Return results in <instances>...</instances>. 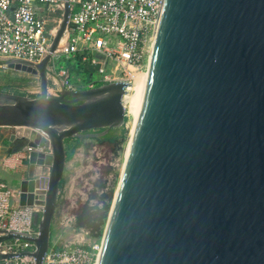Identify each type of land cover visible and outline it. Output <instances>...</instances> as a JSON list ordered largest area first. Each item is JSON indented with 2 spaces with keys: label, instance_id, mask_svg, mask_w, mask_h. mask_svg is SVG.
I'll return each instance as SVG.
<instances>
[{
  "label": "water",
  "instance_id": "95a60500",
  "mask_svg": "<svg viewBox=\"0 0 264 264\" xmlns=\"http://www.w3.org/2000/svg\"><path fill=\"white\" fill-rule=\"evenodd\" d=\"M69 16L64 0L40 64L7 62L38 78L39 95L0 91V128L14 129L30 166L48 168L17 190L19 206L41 207L37 235L0 236L33 243L16 256L35 264L50 247L64 142L126 117L121 82L50 93ZM146 74L97 264H264V0H163Z\"/></svg>",
  "mask_w": 264,
  "mask_h": 264
},
{
  "label": "built area",
  "instance_id": "2783aa9c",
  "mask_svg": "<svg viewBox=\"0 0 264 264\" xmlns=\"http://www.w3.org/2000/svg\"><path fill=\"white\" fill-rule=\"evenodd\" d=\"M162 2L68 0V26L47 67L49 91L57 94L62 89L84 90L70 82L69 69H56L55 60L64 55L67 60H76L80 70L89 74L87 89L124 83V105L137 76L147 73ZM63 9L64 0H0V67L6 68L9 61L40 64L50 54ZM89 68L96 69L97 81H92ZM35 93L39 95V86ZM13 197L12 190L0 181V236L12 233L35 237V216L40 215L41 207L13 205ZM74 231L73 241L50 245L42 264H97L101 241H94L86 229ZM33 251L34 244L28 241H2L0 264H35L32 257L16 256Z\"/></svg>",
  "mask_w": 264,
  "mask_h": 264
},
{
  "label": "rangeland",
  "instance_id": "374dc122",
  "mask_svg": "<svg viewBox=\"0 0 264 264\" xmlns=\"http://www.w3.org/2000/svg\"><path fill=\"white\" fill-rule=\"evenodd\" d=\"M55 67L57 70L69 69L70 82L84 90L87 89V84L90 81L89 74L80 70L76 60H67V58L62 55L55 60ZM89 72L93 73L91 78L92 81H97L98 75L96 74V69L89 68ZM2 77L29 79L30 83L26 89L20 91L13 90L11 93L23 94L24 96L28 95L30 97L38 96L35 93L38 91L37 77L10 70L7 67H0V78ZM33 92L34 94H30ZM52 92L51 90L50 93ZM131 92L127 95L131 94ZM133 120L134 118L132 115L126 110L124 125L119 128L124 131V142L121 151L117 154H113L110 151L111 146L108 143L98 142L95 139H80L79 145H76L78 142L77 139H68L64 142L66 164L62 179L63 183L54 215L55 221L52 238L53 243L57 246L75 239V218L72 212L77 209L79 204L88 202L90 205H97V201L91 199L94 192L95 194L101 195L108 190H114L115 193L130 140V129L132 128ZM109 168L112 170L109 175L106 176ZM100 181H106V188L103 191L97 187V183ZM93 240L101 241L102 238L100 240Z\"/></svg>",
  "mask_w": 264,
  "mask_h": 264
},
{
  "label": "trees",
  "instance_id": "16d2710c",
  "mask_svg": "<svg viewBox=\"0 0 264 264\" xmlns=\"http://www.w3.org/2000/svg\"><path fill=\"white\" fill-rule=\"evenodd\" d=\"M30 83L26 78H0V91L11 93L13 90H23L28 87ZM23 95V94H22ZM100 132V131H99ZM98 142L108 143L111 148L110 151L113 154H117L122 149L124 142V131L121 129H112L102 137L95 138ZM79 145L80 139H77ZM111 168L108 169L106 176L111 172ZM63 180L60 182V189ZM98 189L103 191L106 188V181H100L97 183ZM114 190H108L98 195L95 192L92 194L91 199L97 201V205H90L88 202L81 203L77 209L72 212L75 218L76 229H86L90 232V236L93 239L100 240L103 236L104 229L107 223L108 214L110 211L111 203L113 200Z\"/></svg>",
  "mask_w": 264,
  "mask_h": 264
},
{
  "label": "crops",
  "instance_id": "0c3cea01",
  "mask_svg": "<svg viewBox=\"0 0 264 264\" xmlns=\"http://www.w3.org/2000/svg\"><path fill=\"white\" fill-rule=\"evenodd\" d=\"M10 129V130H5ZM0 181L8 185L13 192L11 204H18L17 190L21 180L44 176L48 168L30 166L25 147L15 138L14 129L0 128ZM53 219L51 226L50 245L53 244Z\"/></svg>",
  "mask_w": 264,
  "mask_h": 264
},
{
  "label": "bare ground",
  "instance_id": "6f19581e",
  "mask_svg": "<svg viewBox=\"0 0 264 264\" xmlns=\"http://www.w3.org/2000/svg\"><path fill=\"white\" fill-rule=\"evenodd\" d=\"M146 79L147 74H140L135 79L134 86L131 88L132 92L129 95H126L124 98V106L127 110V112L132 115L134 118L132 128L130 129V136L133 133L134 126L136 124V121L139 117L143 96H144V90L146 85Z\"/></svg>",
  "mask_w": 264,
  "mask_h": 264
}]
</instances>
